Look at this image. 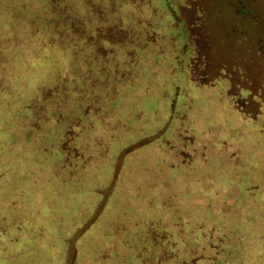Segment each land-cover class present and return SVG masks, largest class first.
<instances>
[{
	"label": "rangeland",
	"instance_id": "1",
	"mask_svg": "<svg viewBox=\"0 0 264 264\" xmlns=\"http://www.w3.org/2000/svg\"><path fill=\"white\" fill-rule=\"evenodd\" d=\"M0 209V264H264V0H0Z\"/></svg>",
	"mask_w": 264,
	"mask_h": 264
},
{
	"label": "trees",
	"instance_id": "2",
	"mask_svg": "<svg viewBox=\"0 0 264 264\" xmlns=\"http://www.w3.org/2000/svg\"><path fill=\"white\" fill-rule=\"evenodd\" d=\"M8 203H10V201ZM6 204H7V202L3 203L2 207H3V205L6 206ZM177 218L179 219V222H180V220H183V218L180 219L179 216ZM0 220H1L0 225L2 226V228H0V253L2 254V257L5 259L6 262L12 261L11 256L13 254H14V257H16V259H19V261H21L22 257L24 255H26L28 253L29 254L36 253V251L33 250V246H28V244L30 241L38 243V241L36 239H34V240L32 239L33 237H36L37 235L32 234V233H26L23 231L25 227H29V229L32 230V232H33V231H36L37 228L42 226V223L40 221H38L37 218H35L34 214H31L30 216L19 217V219H16V218L12 219L9 215H6V213H3V211H0ZM12 227L14 228L13 231L7 232V230L12 229ZM211 230L214 231L215 229H212V227H211ZM30 235H33V237H31ZM214 235H216V234H214ZM259 237L262 238L261 242L264 243V234H261ZM207 245L209 246L211 252L209 254H205L204 258L208 259L209 263L221 264V262L226 261V260L220 258V255L222 254L221 252L223 250H218V249L214 248V245L211 244V242H209V240H206V242H204V244H199L198 246L195 245V247H196V250L200 252V251H202V249H205V246H207ZM19 248L22 250L21 252L18 251ZM10 249H12V252L10 251ZM262 250L263 251L260 252V254H259L260 258L264 257V248ZM54 252L57 253L58 257H57L56 261H53V262L56 264H61L64 260L63 259L64 253L62 255H60L57 249L54 250ZM226 254H227V257H229V252H227ZM5 255H9L10 258L5 257ZM200 257H202V255ZM200 257H198L195 261L188 262L186 264H198V259ZM227 263L228 262L226 261V264Z\"/></svg>",
	"mask_w": 264,
	"mask_h": 264
}]
</instances>
